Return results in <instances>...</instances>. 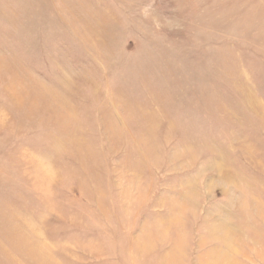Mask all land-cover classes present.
I'll return each instance as SVG.
<instances>
[{
  "label": "rangeland",
  "instance_id": "374dc122",
  "mask_svg": "<svg viewBox=\"0 0 264 264\" xmlns=\"http://www.w3.org/2000/svg\"><path fill=\"white\" fill-rule=\"evenodd\" d=\"M0 264H264V0H0Z\"/></svg>",
  "mask_w": 264,
  "mask_h": 264
}]
</instances>
